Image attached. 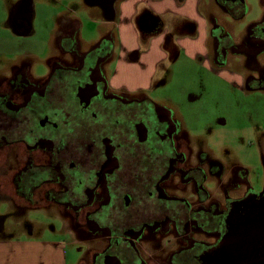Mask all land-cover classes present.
Segmentation results:
<instances>
[{
    "label": "flooded vegetation",
    "instance_id": "obj_1",
    "mask_svg": "<svg viewBox=\"0 0 264 264\" xmlns=\"http://www.w3.org/2000/svg\"><path fill=\"white\" fill-rule=\"evenodd\" d=\"M95 2L106 12L117 5V0ZM260 8L258 19L238 35L234 28L250 14L248 0L204 1L201 6L209 15L213 62L235 66L246 90L264 93V0ZM137 9L138 23L147 25L152 8L140 4ZM25 14L13 21L22 28L18 32H27ZM73 29L57 37L59 52L73 62L49 58L51 70L38 82L28 67L16 65L1 87L0 164H19L12 165L9 183L14 197L33 209L50 208L63 218L65 229L68 223L77 232L94 228V254L83 232L66 230L71 243L86 249L77 264H213L235 208L264 199V191L252 193L239 174L240 199L221 187L210 193L205 183L211 174L222 175V168L199 159L190 141L176 132L171 113L143 94L108 87L102 70L116 45L113 34L79 55L78 28ZM179 29L170 33V42ZM149 32L141 37L139 30L141 39ZM8 172L4 169L0 177ZM230 175L223 176V183ZM171 243L176 249L167 254ZM36 244L42 251L39 264H68L58 255L59 244Z\"/></svg>",
    "mask_w": 264,
    "mask_h": 264
},
{
    "label": "rangeland",
    "instance_id": "obj_2",
    "mask_svg": "<svg viewBox=\"0 0 264 264\" xmlns=\"http://www.w3.org/2000/svg\"><path fill=\"white\" fill-rule=\"evenodd\" d=\"M204 1L206 4L212 2ZM260 3L261 0H248L250 14L234 28L238 35L246 31L245 27L251 21L258 19ZM212 10L216 17L221 16L216 7ZM23 12L30 14L34 29L28 35L19 36L12 30L13 20ZM57 14L63 15L60 25H66L68 16L72 18L76 14L80 17L77 20L80 28L74 38L75 52L79 55L87 54L103 35L111 34L112 28L103 26L109 13L95 0H0V90L10 79L9 70L14 64L16 67H28L32 80L38 82V78L45 77L51 70L53 60L47 63L48 58L54 57L61 64L74 61L70 55L59 52L57 42L54 45L51 42V35H58L55 28ZM73 30L60 28L66 35ZM139 30L143 37L155 28L141 26ZM193 30L181 28L177 36H190ZM207 36L206 55L200 54L195 62L189 61L184 56V46L182 50L178 48L179 60L162 65L152 90L145 91L142 96L171 113L176 132L190 141L191 149L199 159L203 157L209 167L217 164L222 168V175H210L205 183L207 190L212 193L221 187L222 191L238 200L242 192L239 183L243 182L239 174L245 178L252 193L264 191V93L246 90L235 75L238 70L235 66L216 65L211 57L208 32ZM171 54L176 52L171 51ZM6 163L0 164V175L4 169L9 171L0 177V242L59 244L58 255L62 259L64 255L68 264H77L86 249L83 245L71 243L73 239L67 230L75 235L83 232L89 240L86 241L88 250L96 253L94 228L90 231L83 228L77 232L68 223L65 229L63 218L50 208L33 209L14 197L15 192L9 183L13 179L12 165L19 164ZM227 173L231 175L223 183V176ZM175 249V243L167 244L165 248L167 254Z\"/></svg>",
    "mask_w": 264,
    "mask_h": 264
},
{
    "label": "crops",
    "instance_id": "obj_3",
    "mask_svg": "<svg viewBox=\"0 0 264 264\" xmlns=\"http://www.w3.org/2000/svg\"><path fill=\"white\" fill-rule=\"evenodd\" d=\"M203 2L204 0H184L179 4L178 0H117L114 11L108 12V18L103 24L105 28H112L111 33L116 41L108 63L102 70V76L110 90L133 94L152 90L158 79L160 67L167 61L176 63L180 58L177 49L182 50L183 46L184 56L189 61L195 62L200 54L206 55L209 15L201 10ZM140 4L151 7L154 12L152 16H148L150 20L147 25L142 27L165 28L162 33L154 34L150 31L146 39H141L138 30L141 28L138 23L141 14L137 9ZM25 13L27 32L22 30L19 34L14 33L16 35H28L34 29L30 14ZM79 19L76 14L72 18L68 16L66 25H60L63 15L57 14L55 21L57 33L64 35L60 28H80L77 22ZM158 19L161 20V26L157 22ZM175 28L198 29H194L192 34L186 37L177 36L176 33L170 42L168 37ZM53 36L52 34L51 42L54 45L58 35ZM171 51L176 54H171ZM49 60L48 58L47 63ZM15 66L16 64L9 72H12ZM40 251L38 245L33 242H0V264H39Z\"/></svg>",
    "mask_w": 264,
    "mask_h": 264
},
{
    "label": "water",
    "instance_id": "obj_4",
    "mask_svg": "<svg viewBox=\"0 0 264 264\" xmlns=\"http://www.w3.org/2000/svg\"><path fill=\"white\" fill-rule=\"evenodd\" d=\"M21 29V26L16 29L14 22L15 33L19 34ZM212 262L264 264V199H249L235 208L228 235Z\"/></svg>",
    "mask_w": 264,
    "mask_h": 264
}]
</instances>
